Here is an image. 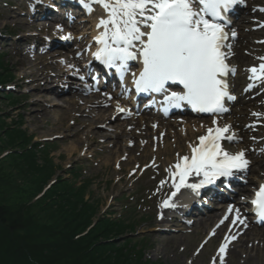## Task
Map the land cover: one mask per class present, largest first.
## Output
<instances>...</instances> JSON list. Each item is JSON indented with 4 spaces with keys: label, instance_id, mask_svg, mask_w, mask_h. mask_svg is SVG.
Returning <instances> with one entry per match:
<instances>
[{
    "label": "rangeland",
    "instance_id": "374dc122",
    "mask_svg": "<svg viewBox=\"0 0 264 264\" xmlns=\"http://www.w3.org/2000/svg\"><path fill=\"white\" fill-rule=\"evenodd\" d=\"M26 1L31 2V0H0L1 32H12L18 28L24 30L27 28L37 30V35L30 38L29 42L15 43V39L10 42L0 39V58L10 65L15 75V81L19 82L16 87V95L12 93L3 94V91L0 90V114L2 112L5 119L12 118L17 123H20L22 128L25 129L35 141L52 143L48 151L55 163V175L71 180L70 173L72 169H74L75 166L79 167L77 178L73 181H79L84 178L93 179L91 188L94 190L95 197L98 196L102 199L101 209L103 213H110L114 210L119 211L125 204L131 205L140 203L143 205L144 201L140 198L147 200L143 207H141L142 211L139 216L145 215L144 218L148 221L151 218L153 223L152 228L148 229L143 226L138 228V233L148 239L145 255L146 258L152 262L157 264H221L222 261V264H264V251L258 256L253 253L250 261L237 259L235 258L236 254H228L225 260L220 258V256H218L219 244H214L215 237L213 234L212 236H206V234H202V229L194 231L193 228L188 227V224L195 221L192 217L180 216L179 221L174 220L173 222L162 220V202L167 194L164 190V184L161 186V182L168 181V179L166 180L164 177V171L167 170V165H158L156 163L140 166L137 164L131 165L130 163L120 165V160H123L125 157L124 153L130 151V148L122 143L120 146L122 153L119 158H112L108 155L106 147L111 144L109 137L112 136L113 130V126L109 125V122L103 129L102 126H100L101 130L99 131L102 132L101 138L106 139L103 145H92L90 141H88L87 144L81 145L79 139L72 138L73 132L71 127L75 119L80 118L89 121V117L81 115L78 111H72L68 127L61 129L60 126L61 120L59 118L61 113L67 110L66 100L68 95H63L59 100L50 102L41 96L47 94L42 90L35 91L34 95L31 96L25 94L29 93L34 87H46V85L41 87L38 85H26L33 75L38 76L40 79L46 74L62 75L67 66L63 64V60L69 62L71 65H75V63L72 62L73 53L71 52L77 53L78 50H81L92 31V26H89L81 35L71 36L72 47L68 51L61 52L62 55H59L57 58H52L45 62L42 59L43 54H52L50 56H54L56 51L50 49L45 51L48 45H46L45 41L43 42L42 35H44L46 31L39 29L47 27V24L36 22L29 17ZM263 2L264 0H261L258 4H251V6H263ZM10 4L14 6L11 7L9 6ZM244 17L247 18L248 28L256 29L264 25V20L257 19L256 15L250 14ZM254 22L258 23V25H252ZM237 24L236 28L238 27ZM48 33L52 36L59 35V37L63 35L60 29L57 33H53L50 30ZM51 38H48L47 41H50ZM262 40H264V35L261 32L256 35V38L253 40L258 49L254 52L253 59L249 64H245V66L242 67L240 64H236V58L233 60V63L237 65L240 72L239 77L234 82L235 89L238 87L242 89L247 83H250V80H240V75L242 76L246 71L248 72L250 66L257 67L261 63L259 58L264 57V47H260L257 43ZM67 73L81 76V74H75V72ZM19 78H22V80L19 81ZM60 79V81L49 86V88L65 90V88L72 89L78 86L76 84L78 81L70 84L71 79L68 77H60ZM236 91L238 94L240 93L238 90ZM5 94L17 97L21 100V104L12 106L10 101L3 98ZM77 96H80V94ZM79 98L81 100L83 98L87 99L83 96ZM249 98H251L250 95L244 99L245 102H247ZM256 103L264 105V97H261V100ZM256 106L257 105H251L252 114L247 116L243 115V113H245L243 111V106L240 104L235 105L233 113L223 117V119L226 118V122L222 125L225 123L233 125L236 128L234 131L238 134V139L241 138L240 135L244 137L246 134L249 140L248 144L244 145L242 141L236 142V144H239L241 149H246L248 153H261L260 155L262 156V154H264V107L258 110L254 109ZM69 109H71V106ZM111 110L110 115L118 113L117 109L111 108ZM234 111H237V115H235ZM254 113L258 115L255 117V115H253ZM142 115H138L137 117H141ZM131 117L132 116H120V119L123 120L113 121V124L117 126L120 123L126 122L127 127L132 128L134 125L131 123ZM158 118L160 117L156 119L163 121V119ZM178 119L179 118H177V120ZM197 119L202 120V118ZM171 120L176 121V118H170L167 121L169 122ZM203 120L209 121V119ZM208 123L212 124L213 121H209ZM238 123L246 128L243 130V133L242 131H240L241 133L238 131ZM103 124L105 123H102V125ZM97 131L98 127L95 130L89 128L86 130V133L96 135ZM152 131L153 129H151L150 133ZM83 137L84 136H82V138ZM74 146H77L78 150L72 153L71 148ZM5 155L6 153L1 154L0 158L5 157ZM7 172L9 173V170H7ZM12 175V178L9 179V185H11L12 190L18 191V187L22 185L27 187V183L24 179L18 177L15 173H12ZM248 187L250 186L248 185ZM147 194L148 198L146 197ZM133 195H136V197H133ZM242 199H244V197ZM167 215L171 214L167 213ZM142 225H144V223ZM259 228L264 229V227ZM154 229H157V231ZM237 250H240V248Z\"/></svg>",
    "mask_w": 264,
    "mask_h": 264
},
{
    "label": "snow or ice",
    "instance_id": "6c2138e0",
    "mask_svg": "<svg viewBox=\"0 0 264 264\" xmlns=\"http://www.w3.org/2000/svg\"><path fill=\"white\" fill-rule=\"evenodd\" d=\"M80 2L91 9L85 0ZM93 3L105 10L95 37L99 46L94 53L96 60L115 69L121 78L129 74L130 62L137 61L138 71L130 73L135 91L163 94L165 114L185 105L197 113L227 111L225 100L235 97L228 91L226 77L234 75L236 69L228 63L226 13L244 0H93ZM230 35L234 38L235 31ZM63 39L69 40L71 35ZM259 59L262 61L259 66L248 70L250 87L257 82L264 84V57ZM173 86L179 90H171ZM117 108L126 111L119 105ZM234 139L230 126L217 124L207 128L198 143L189 146L190 154L178 156L169 170L174 188L171 197L185 188L198 194L201 188L221 177L230 178L234 171H246L250 162L245 152L232 154L222 146V141ZM193 176L200 178L199 182H189ZM165 183L162 181L161 186ZM251 203L255 214L264 221V184L259 186ZM163 207L172 208L175 204L169 198ZM228 213H234V225L245 224L239 209L229 207ZM232 239L235 237H225L219 249L221 256L226 254Z\"/></svg>",
    "mask_w": 264,
    "mask_h": 264
},
{
    "label": "trees",
    "instance_id": "16d2710c",
    "mask_svg": "<svg viewBox=\"0 0 264 264\" xmlns=\"http://www.w3.org/2000/svg\"><path fill=\"white\" fill-rule=\"evenodd\" d=\"M13 78L0 59V85ZM5 99L20 103L14 96ZM49 146L1 112L0 156L6 155L0 158V264H157L146 258L148 239L136 235L151 225L139 216L141 209L131 204L103 213L93 179L73 181L79 167L71 180L55 175ZM12 173L27 187L12 190Z\"/></svg>",
    "mask_w": 264,
    "mask_h": 264
},
{
    "label": "bare ground",
    "instance_id": "6f19581e",
    "mask_svg": "<svg viewBox=\"0 0 264 264\" xmlns=\"http://www.w3.org/2000/svg\"><path fill=\"white\" fill-rule=\"evenodd\" d=\"M251 4H258L261 0H250ZM264 3V2H263ZM264 9V4H263ZM249 16L250 14L256 15L257 19L264 20V11L256 9L255 7H250V11H246L243 13L242 17H240V21L236 31V37L238 39L237 46H234V50H236L235 58L236 64H240V66H245V64H249L254 56V52L258 49V47L254 44V39L256 35L262 32L264 35V26L260 28H248L247 26V18L245 15ZM252 25H258V23H252ZM247 32V33H246ZM36 33H34V36ZM98 35V32L96 33ZM24 36H31V34L26 33ZM260 47H264L263 43H258ZM43 61L47 62L51 59V57L44 56L42 57ZM77 60V58H75ZM63 64L68 65L65 60H63ZM68 70L74 69L75 65L67 66ZM63 75V74H62ZM62 75H54V74H46L42 76L40 79L38 76L33 75L28 83L38 86L51 85L54 82L59 81ZM246 72L244 75H240V80H243L246 77ZM47 86V87H48ZM34 87L28 93L29 96L34 95V92L37 90L45 91L47 94L41 95L46 100L53 102L62 98L63 95H68L66 100L67 110L63 111L60 116V126L61 129L68 127L69 118L71 116L72 111H78L81 115L87 116L90 120L77 118L74 121L73 126L71 127L73 135V139H79L80 144H87L88 141L92 143V145H103L106 142V139L101 138L102 132L101 130L105 127V125L109 124L113 126L112 136L109 137L110 143L106 147V152L112 158H119L122 153L120 148L123 143L130 151H127L123 160H120V165L125 163H130L131 165L137 164L146 165L151 163H156L158 165H167V170L164 171L165 179H169L167 183L164 184V190L169 194V198L172 199V202L175 204V207L172 208H164L162 211V220H168L169 222H173L174 220L179 221V206L176 204L182 194V189L175 197H171L174 188L172 187V181L169 176V170L171 167L177 162L178 156L182 157L184 155L190 154V145H194L198 143L199 137L206 134V123L201 120H197L194 118H183L176 121H167L163 119V121H159L156 119L153 111L146 112L147 114L141 118L132 119L131 123L134 127H127V123H120L115 126L112 122L113 117H111V110L107 109L104 105H102L106 100L114 105V108L119 105V107L124 103H126L121 97L122 102L115 101L117 98L111 94V97H104L100 94H95L93 91H88L84 89H74L71 93L65 94L66 91H59L53 88L46 89ZM245 90L241 91V98L238 100V103L241 105H245V110L247 111V116L251 115V105H257L254 109H263L264 105H259L256 103L260 101L258 97L255 100L250 99L248 102L244 100ZM91 93L90 95H85ZM247 96H252L257 94V92L251 91L249 89L246 92ZM84 96L87 99H80V96ZM120 100V98H117ZM253 103V104H251ZM71 106V109H69ZM244 107V106H243ZM45 112V111H44ZM54 113V112H53ZM58 114V113H56ZM154 120V121H153ZM116 121H121L117 119ZM109 122V123H108ZM102 123H105L102 125ZM241 131L245 130L243 125L238 123ZM153 126V127H152ZM98 127V131L96 135H91V133H86V130L91 128L95 130ZM151 129L153 131L150 133ZM148 132V133H147ZM82 136H84L82 138ZM246 136V135H245ZM101 138V139H100ZM249 140L247 139L246 142ZM229 153L232 151L240 152L241 146L235 145L230 148L224 147ZM72 153L78 150L77 146L71 148ZM235 154V153H232ZM259 155L254 153L252 154V158H254V166L252 168V176L248 178L249 184H255V188L257 189L260 185L264 184V160H260ZM197 177L193 176L190 178L189 182L195 181ZM249 189V188H248ZM248 189L245 187H240L237 191V195L235 199L225 200L220 206L217 207V211L207 212L206 215H202V217L197 218L192 223L188 224V227L193 228L194 231L198 229H202V234L206 236L215 233L214 244H220L221 246L225 243V237H235L228 244L227 252L229 254H236L235 258L241 259L244 261H250L252 259V254L255 253L257 256L260 255L264 251V229L259 228V223L253 218L250 208L247 209L246 201L241 199V196H245L248 193ZM188 206H185L187 208ZM211 207H215L212 205ZM232 207L234 209H239L241 212V217L245 218V224L236 223L235 225L232 221L235 219L234 213L229 215L228 209ZM167 213H173L172 215H167ZM225 216H228V219L225 220ZM223 221V223H221ZM205 236V237H206ZM240 248V250H237ZM236 252V253H235Z\"/></svg>",
    "mask_w": 264,
    "mask_h": 264
}]
</instances>
